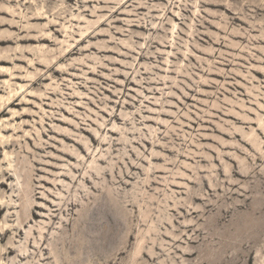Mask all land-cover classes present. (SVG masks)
<instances>
[{
  "label": "rangeland",
  "instance_id": "374dc122",
  "mask_svg": "<svg viewBox=\"0 0 264 264\" xmlns=\"http://www.w3.org/2000/svg\"><path fill=\"white\" fill-rule=\"evenodd\" d=\"M0 33V264H264V0H0Z\"/></svg>",
  "mask_w": 264,
  "mask_h": 264
},
{
  "label": "bare ground",
  "instance_id": "6f19581e",
  "mask_svg": "<svg viewBox=\"0 0 264 264\" xmlns=\"http://www.w3.org/2000/svg\"><path fill=\"white\" fill-rule=\"evenodd\" d=\"M38 14H40L39 12H38ZM1 34V33H0ZM3 50H5L6 52H8V51H12V52H15V51H17V48H11V49H3ZM2 54H3V52H2ZM8 57V55L6 54V55H4V57L2 58V57H0V60H2V61H5V60H7L6 58ZM2 99H4V97L3 96H0V100H2ZM6 102H8V103H13V101H12V97H8L6 100H5V103ZM4 112V109H2V105L0 106V113H3ZM114 127H115V125H114ZM104 201V200H103ZM110 201V200H109ZM99 202V201H98ZM97 204V203H96ZM105 204V203H104ZM102 205V204H101ZM110 207H114V206H112V204L110 203ZM116 209V208H115ZM114 209V210H115ZM112 211H113V209H112ZM121 221V220H120ZM127 222H128V220H127ZM127 224V223H126ZM125 224V225H126ZM126 227V226H125ZM124 228V227H123ZM8 230L9 229H6V231L4 232V234H6L7 232H8ZM4 236V235H3ZM41 237H43V234H41ZM93 244V243H92ZM97 246V245H96ZM140 247V246H139ZM91 248V247H90ZM142 248V247H141ZM140 248V249H141ZM102 250V249H101ZM96 251V250H95ZM140 251V250H139ZM142 251V250H141ZM139 253V252H138ZM141 253V252H140ZM139 253V254H140ZM102 255V254H101Z\"/></svg>",
  "mask_w": 264,
  "mask_h": 264
}]
</instances>
